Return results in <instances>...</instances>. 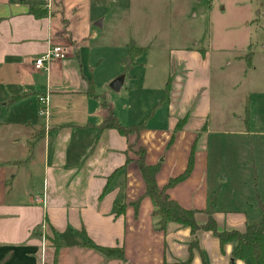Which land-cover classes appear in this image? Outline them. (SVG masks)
Here are the masks:
<instances>
[{
	"label": "crops",
	"instance_id": "obj_1",
	"mask_svg": "<svg viewBox=\"0 0 264 264\" xmlns=\"http://www.w3.org/2000/svg\"><path fill=\"white\" fill-rule=\"evenodd\" d=\"M250 1L251 17L245 26L251 30L260 27L264 2ZM32 7L38 16L32 14ZM86 41L71 30L64 0H0V264H55V259L56 264H123L87 249V240L100 247L122 249L126 264L189 260L190 264H249L233 260L236 245L221 247L211 232L199 231L193 236L190 228L175 223L164 232L156 230L137 157L129 151L133 144L134 149H146L148 165L161 163L157 175L160 188L186 170L195 145L190 177L168 194L183 208L198 211L199 225L208 222L204 212L215 195L213 218L220 232H243L261 216L260 204L264 202L256 191L255 205L247 206L254 215L219 212V190L212 195L208 192L198 152L208 122L196 134L185 133L190 113L179 119L169 113L171 124L160 131L149 127V117L139 141L114 129L100 130L107 110L96 90L99 63L91 59L90 48L82 54ZM132 44L145 53L152 45L140 47L139 41L131 40L129 50ZM59 45L69 48V57L55 62L48 73L36 71L35 59ZM244 60L251 69L253 52L236 58ZM125 84L124 79L121 90ZM170 93L171 80L162 102L170 101ZM43 95L49 99L46 118L38 114V97ZM248 105L247 100L246 110ZM109 106L122 126H136L123 124L113 105ZM181 120L185 124L175 132ZM37 129L44 130L42 140L34 136ZM138 200L136 211L131 203ZM48 233L56 238L58 250L49 247ZM194 242L196 247L191 250Z\"/></svg>",
	"mask_w": 264,
	"mask_h": 264
},
{
	"label": "rangeland",
	"instance_id": "obj_2",
	"mask_svg": "<svg viewBox=\"0 0 264 264\" xmlns=\"http://www.w3.org/2000/svg\"><path fill=\"white\" fill-rule=\"evenodd\" d=\"M250 6V0H64L71 30L87 40L82 54L90 48L99 63L97 94L123 124L150 117L149 127L160 131L170 126L169 113L177 119L190 113L185 133L196 134L208 122L200 165L210 195L219 190L224 215H254L247 206L256 191L264 202V15L262 28H246ZM131 40L151 49L136 59ZM250 51L251 69L236 61ZM119 77L126 84L116 92L110 83ZM169 80L170 101L162 102ZM46 237L53 249V235Z\"/></svg>",
	"mask_w": 264,
	"mask_h": 264
},
{
	"label": "trees",
	"instance_id": "obj_3",
	"mask_svg": "<svg viewBox=\"0 0 264 264\" xmlns=\"http://www.w3.org/2000/svg\"><path fill=\"white\" fill-rule=\"evenodd\" d=\"M32 14L38 16V11L33 7H32ZM132 53H135L134 56L137 59L145 53V50L138 49L132 44L130 48V54ZM104 108L107 110V116L103 120L100 130L114 129L118 131V133L122 136L129 137L133 135L135 136V139L139 141L141 132L145 129L144 123L139 126L124 127L119 123L118 118L116 117L113 109L110 106H105ZM246 112L247 114H249V105L247 107ZM184 124H185L184 120L179 121L176 126L175 132L182 130ZM43 134H44V130L39 129L34 134V136L42 140ZM135 146H136L135 144L131 145L129 147V151L130 150L133 151V153L137 157L136 163L138 169L142 174L143 181L145 184L144 196L148 197L152 202L153 218L155 221V227L157 231L164 232L166 231L167 226L169 224L175 223L190 228L193 236H196L199 231L211 232L219 240L221 247H224L225 245L232 243L236 245L232 253L233 260H241L244 262H248L249 264H264V205L263 204H260L261 213H262L261 216L257 220L248 223L243 232H240L238 230L220 232L218 230L217 223L213 218L217 204V196L215 195L211 199L210 209L204 212L209 216L208 222L204 225H199L196 221V214L198 213V211L187 210L183 208L178 202L173 200L168 194V191L171 188L183 183L190 177L194 168L195 145L192 147L186 170L179 176L171 178L163 188H160L157 183V175L160 172L161 163H158L157 165L154 166L148 165L146 163V149L143 147H137L136 149H134ZM130 161L131 159H128V163ZM139 204H140V200L131 203V205L134 206L136 211L138 210ZM125 208H126L125 205L123 207H120L117 212L118 215H121ZM52 243L53 244L51 246L56 248V250L60 248L56 238H53ZM85 247L87 249L94 250L95 252L107 257L108 259L116 260L123 264L127 263L122 249H118V248L109 249V248L100 247L89 240H87ZM195 247H196V242L192 243L190 249L193 250ZM180 264H190V260L186 263H180Z\"/></svg>",
	"mask_w": 264,
	"mask_h": 264
},
{
	"label": "built area",
	"instance_id": "obj_4",
	"mask_svg": "<svg viewBox=\"0 0 264 264\" xmlns=\"http://www.w3.org/2000/svg\"><path fill=\"white\" fill-rule=\"evenodd\" d=\"M70 55V50L67 46H52L44 55L38 57L33 62L34 69L38 72H50L52 65L55 62L63 61ZM39 110L38 114L41 118L48 117L49 99L43 95L38 97Z\"/></svg>",
	"mask_w": 264,
	"mask_h": 264
},
{
	"label": "water",
	"instance_id": "obj_5",
	"mask_svg": "<svg viewBox=\"0 0 264 264\" xmlns=\"http://www.w3.org/2000/svg\"><path fill=\"white\" fill-rule=\"evenodd\" d=\"M102 24H99L101 26ZM124 79L122 77H119L113 83L110 85V88L116 92H119L123 86Z\"/></svg>",
	"mask_w": 264,
	"mask_h": 264
}]
</instances>
